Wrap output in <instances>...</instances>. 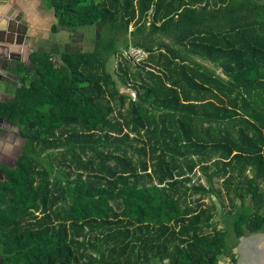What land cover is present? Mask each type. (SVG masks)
Segmentation results:
<instances>
[{
  "label": "trees",
  "instance_id": "16d2710c",
  "mask_svg": "<svg viewBox=\"0 0 264 264\" xmlns=\"http://www.w3.org/2000/svg\"><path fill=\"white\" fill-rule=\"evenodd\" d=\"M43 3L56 20L53 31L57 26L70 33L90 26L101 33L126 31L137 17L142 21L132 36L159 33L170 43H161L158 51L133 45L147 54L146 62L137 64L131 76L118 73V79L135 98L119 93L104 74L110 57L128 49L127 41L114 35L102 33L92 52L79 54L75 66L62 56L57 67L51 54L38 52L30 53L26 64L1 66L15 85L4 89L10 99L0 101V119L18 130L23 144L14 166L0 167V264H150L151 259L158 264H218L220 255H232L241 237L264 232L259 185L264 180V0ZM109 100H127L131 117L125 126L136 137L146 130L151 150L159 149L161 162L152 173L157 183L129 180L146 174L148 167L140 161L137 171L126 161L117 143L130 146L128 133L119 138L108 133L121 131L110 123ZM73 126L84 133L67 141L65 151L80 167L87 168L78 149L88 144L95 152L97 144L113 146V153L124 154L125 160L111 153L117 168L100 169L101 179L59 168L52 150L63 143L55 135ZM103 127L109 130L95 142L81 139ZM175 157L187 165L173 164ZM210 161L217 167L214 175L224 177L232 170L241 177L232 190L231 208L218 213L216 224L214 213L198 209L200 205L190 208L170 193L177 178ZM248 168L251 177L243 175ZM210 180L206 190H192L220 197ZM84 228L96 230L102 244L111 246L109 260L101 253L77 259L79 243L70 232L77 235ZM104 231L111 233L104 236Z\"/></svg>",
  "mask_w": 264,
  "mask_h": 264
},
{
  "label": "rangeland",
  "instance_id": "374dc122",
  "mask_svg": "<svg viewBox=\"0 0 264 264\" xmlns=\"http://www.w3.org/2000/svg\"><path fill=\"white\" fill-rule=\"evenodd\" d=\"M150 18V16H149ZM142 19H138L137 17L134 18V20L129 24L126 31L122 30H115V31H108L103 30V36H110L114 35L116 37H119V39L124 38L128 43V48L134 47L133 45L136 43H141L144 45H150L155 51H158V45L161 43H170V38L167 35L159 34V33H140L136 36H132L130 33L134 30L135 26H137ZM147 22L149 21L146 20ZM147 30V29H146ZM90 36L94 35V38L91 40L84 39L83 41H76L71 43H66L65 49H63L59 54L52 55L53 61L58 67L61 63V60L64 59L62 56H65L66 59H70L72 61L73 65L75 66L79 54L81 53H89L93 51L94 48V42L102 35L100 32L99 27L97 26H91ZM148 31V30H147ZM82 35H84L82 33ZM94 40V41H93ZM137 48V47H134ZM128 49H120V52L114 56H111L110 59L106 63V71L104 74L106 77H109V79L113 80L117 86L118 92L121 94H125L130 96L131 98H135V93L133 90L129 89L128 86L121 84L118 79V73L127 72L129 76L133 75L136 72V69L138 68L137 63H144L146 62V57L142 59L141 61L138 60V62L130 58V56L123 51H127ZM134 50V49H131ZM130 50V51H131ZM157 53V52H154ZM127 55V56H126ZM147 55V54H146ZM12 60H6L4 61L2 58H0V66L4 63H9ZM27 63V61H25ZM208 67L212 68V65L208 62L204 63ZM119 65V66H118ZM97 69V68H96ZM95 69V70H96ZM100 74L102 72L100 70H96ZM217 74H220V69L216 70ZM1 79V78H0ZM5 83H8L10 87H13L12 85H15V79L13 77H7V79L4 80ZM108 90H110V86L108 87ZM8 94V93H7ZM9 96H4V100H8ZM110 106L112 108V113L110 115V123L115 125V129H120V133L117 132H108L110 133L111 137H121L124 134H129V139L131 141L130 146H128V142H118V146L121 151H124L126 154V161H131L132 166L134 168L139 167L140 161L146 162V165L148 167V170L146 171L147 175H152L153 169L157 168L158 163H160L161 154L159 149H156L155 151L151 150V142L148 140V136L146 135V130H142L139 133V136L136 137L133 132L131 133L129 128L125 126V123L130 120V113H129V104L128 101H124L123 103H120L118 100H109ZM131 127V126H130ZM3 130V137L0 138V167L1 166H7V167H13L16 159L19 156L23 139L20 137L19 132L15 128H9L8 126L4 127ZM109 130L106 127H103V131L96 130L94 132H89L85 135H87V138H84L81 136L82 140H87L92 142H95L99 137H102L104 133ZM81 127L79 126H73L64 128L61 131H58L56 133L55 137L60 139L63 143L62 146H60L57 150H52L55 152V161L56 166H58L61 169H65L72 175L76 174H82L86 178H99L101 179V176L103 174L99 171L100 169L106 170L107 168L113 169L117 168V161L111 157V153H113V146H107V148H102L101 145L97 144V152L92 150L89 147V144L85 146V149H78L80 152V160L82 163H85L87 168L84 169L82 166L80 167L78 164H76V161L72 159V155L70 153H67L66 150V142L74 139L76 135L83 134ZM75 140V139H74ZM59 141V140H57ZM140 149H144V151H139ZM114 155H118L119 158L124 159L122 157V153H116ZM191 159H197L196 155L191 156ZM164 160L171 164L170 162V155L166 154L164 156ZM183 159H178V157H175L174 163L175 165H178L180 162L185 167L187 165V162H182ZM212 161V160H211ZM209 162L203 166H197L193 169L191 173L188 175H185L181 178H175L176 184L173 189L170 190V193H175L174 196L180 199V202L184 203L185 205L189 206L190 208H195L200 205V208L198 209H205L207 213L213 214L212 222L214 224L218 223V213L222 211H227L230 209V203L231 199L233 197L232 190L233 187L238 182L239 172L227 170L226 176L220 177L217 175H214L216 171V166ZM236 169V168H234ZM139 171V169L137 170ZM139 173V172H138ZM151 173V174H150ZM175 175V171H173ZM221 173V172H220ZM144 173H139V178L135 179L133 176L129 177V180L131 182H136L138 184H146L149 182L151 183H157L158 179L155 177V175H152V177L146 176ZM247 177H251L252 173L249 170V168L245 171L243 174ZM242 175V176H243ZM229 177V179H227ZM211 179V180H210ZM227 179V180H226ZM208 180L211 181L214 189L218 191V194L220 197H217L213 194H207L202 192H195L192 189L194 187H203L205 190L208 187ZM168 181L163 182L164 184ZM260 189L264 190V180L259 181ZM163 186V185H162ZM53 190V188H51ZM53 190V194H54ZM239 203L238 201H236ZM215 207V208H212ZM121 228V227H120ZM136 226L130 227V230L133 232L135 231V236L139 237L140 232L136 229ZM71 236H74L79 244L75 245V256L80 261L81 257L83 256L84 260L86 259V256L89 255H95V254H103L104 258L109 260V248L111 246L103 243L102 235L97 232L94 229L90 228H84V230L79 232L77 235L75 232L71 231ZM107 233H111V231H104L103 235L105 236ZM81 243H84L85 246H82ZM133 243V242H131ZM94 245V249L91 248L90 245ZM127 257V256H126ZM220 258L218 257V260ZM125 261V259H122ZM112 261V259L110 260ZM150 264H158V261L156 259H151Z\"/></svg>",
  "mask_w": 264,
  "mask_h": 264
},
{
  "label": "crops",
  "instance_id": "0c3cea01",
  "mask_svg": "<svg viewBox=\"0 0 264 264\" xmlns=\"http://www.w3.org/2000/svg\"><path fill=\"white\" fill-rule=\"evenodd\" d=\"M55 25L56 20L43 0L0 1V31L9 33L1 34L0 38L5 42L14 38L20 42L7 45L11 57L16 58L14 61L25 63L32 52L57 55L65 49L67 42L91 40L95 35L90 36L91 26L79 27L76 33H70L58 26L53 31ZM9 76L12 77L0 72V101H3L4 96H9L4 90L9 85L4 80ZM231 253L229 257L220 255L218 264H264V232L255 231L241 237Z\"/></svg>",
  "mask_w": 264,
  "mask_h": 264
},
{
  "label": "water",
  "instance_id": "95a60500",
  "mask_svg": "<svg viewBox=\"0 0 264 264\" xmlns=\"http://www.w3.org/2000/svg\"><path fill=\"white\" fill-rule=\"evenodd\" d=\"M0 1H5L6 2V0H0ZM7 2H8V0H7ZM1 34L4 35V34H9V33L7 31H5V30H1L0 31V36H1ZM9 44L10 45H14V44L17 45V44H20V42H17L15 40V38L12 41H9V42H7V41L5 42V41H3L0 38V58H2L4 61H6V60H15L16 59L14 57H11L12 54H11L9 48L7 47V45H9ZM0 72H4V71L0 69ZM6 126H8L9 128H12L11 124H9L7 119H0V130H4L5 129L4 127H6ZM0 180H3V174H2L1 171H0Z\"/></svg>",
  "mask_w": 264,
  "mask_h": 264
},
{
  "label": "built area",
  "instance_id": "2783aa9c",
  "mask_svg": "<svg viewBox=\"0 0 264 264\" xmlns=\"http://www.w3.org/2000/svg\"><path fill=\"white\" fill-rule=\"evenodd\" d=\"M131 49H134V50H131ZM131 50V51H130ZM125 54L127 53L129 56H130V58H133V59H135L137 62H138V60H142V59H144L145 57H146V53L143 51V50H141V49H139V48H133V47H130V48H128V50L127 51H123ZM127 56V55H126ZM143 57V58H142ZM142 58V59H141ZM138 64V63H137Z\"/></svg>",
  "mask_w": 264,
  "mask_h": 264
},
{
  "label": "flooded vegetation",
  "instance_id": "af4514ba",
  "mask_svg": "<svg viewBox=\"0 0 264 264\" xmlns=\"http://www.w3.org/2000/svg\"><path fill=\"white\" fill-rule=\"evenodd\" d=\"M12 61H14V60H12ZM5 64V63H4ZM3 65V64H2ZM3 133H4V131L3 130H0V138H2L3 137Z\"/></svg>",
  "mask_w": 264,
  "mask_h": 264
}]
</instances>
